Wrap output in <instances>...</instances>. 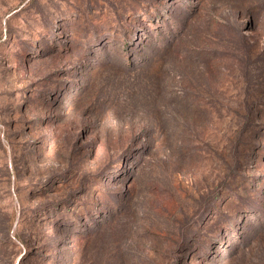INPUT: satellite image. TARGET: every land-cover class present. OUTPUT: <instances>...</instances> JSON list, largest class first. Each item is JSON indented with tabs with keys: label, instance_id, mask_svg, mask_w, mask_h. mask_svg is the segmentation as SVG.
<instances>
[{
	"label": "rangeland",
	"instance_id": "obj_1",
	"mask_svg": "<svg viewBox=\"0 0 264 264\" xmlns=\"http://www.w3.org/2000/svg\"><path fill=\"white\" fill-rule=\"evenodd\" d=\"M0 264H264V0H0Z\"/></svg>",
	"mask_w": 264,
	"mask_h": 264
}]
</instances>
